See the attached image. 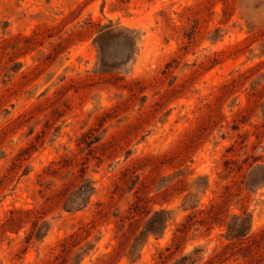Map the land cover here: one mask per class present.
Returning a JSON list of instances; mask_svg holds the SVG:
<instances>
[{
    "label": "rangeland",
    "instance_id": "obj_1",
    "mask_svg": "<svg viewBox=\"0 0 264 264\" xmlns=\"http://www.w3.org/2000/svg\"><path fill=\"white\" fill-rule=\"evenodd\" d=\"M262 229L264 0H0V264H264Z\"/></svg>",
    "mask_w": 264,
    "mask_h": 264
},
{
    "label": "trees",
    "instance_id": "obj_2",
    "mask_svg": "<svg viewBox=\"0 0 264 264\" xmlns=\"http://www.w3.org/2000/svg\"><path fill=\"white\" fill-rule=\"evenodd\" d=\"M190 10L191 9H188L189 12H190ZM184 15H187V13H183L180 16L184 17ZM72 162H73V160H72ZM59 165H60V161L51 162L48 165L47 169L43 172L42 176L46 177V176L49 175V173L60 171L62 168ZM71 167H74V166H71ZM38 177H41V176H38ZM75 187H77V190L82 195V199L79 198L80 202L84 203L85 205L88 204L89 199L91 197V194L94 191V188H93L91 182H89L88 179L85 178V173H82L77 178V182H76ZM68 190L70 191L71 188H69ZM83 207H85V206H83ZM83 207H81V208H83ZM36 214H37V212L34 211V210H27V211H23V210H20V209L10 210L8 212V215H6L3 223L1 224V227L4 230H6V229L8 230L11 225L15 224L17 221H20L22 219V216H24V215L27 216V217L36 218V220H37L36 222H38L39 220H42L43 217L38 218V216ZM199 214H205L206 215L205 220H207L206 222H208L210 225L213 223V221L218 220L222 216L221 215L222 212H220V210L218 208V205L216 203H213V202L209 205L207 211L200 210ZM235 220H236L237 223L235 222V224L233 226V230L231 228V231H233V232L234 231H236V232L239 231L238 229H240L242 227L243 223L245 222V219L242 216H236ZM260 232H261V234H260V239L259 240L256 239V238H251V236H247L248 233L244 234V235H241V239L239 240L238 245H240V246H245V245L246 246H250V245H253L254 243H257L259 245L261 243L264 244V229H262ZM76 239H77V232H74V233L66 236L64 238V240H63L64 246H63L62 252L68 251L67 253L70 254L74 250H76L75 254L79 255V254H83L84 253V255H82V258H84L85 256H87L90 253V251L92 250L93 246H90L87 242L84 245H82V242L81 241L76 242ZM57 259H58L57 257H54V262L57 261Z\"/></svg>",
    "mask_w": 264,
    "mask_h": 264
}]
</instances>
